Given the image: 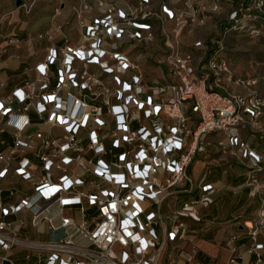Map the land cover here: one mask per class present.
I'll return each instance as SVG.
<instances>
[{"label": "built area", "instance_id": "1", "mask_svg": "<svg viewBox=\"0 0 264 264\" xmlns=\"http://www.w3.org/2000/svg\"><path fill=\"white\" fill-rule=\"evenodd\" d=\"M224 4L220 38L190 44V28ZM74 9L75 38H57L62 24L38 32L43 55L27 77L0 81V264H202L196 225L210 228L218 192L209 174L232 159L258 210L236 218L222 248L240 264L246 241L264 264V79L233 70L226 38L263 34L264 0ZM199 153L214 157L195 180ZM15 248L28 250L22 263Z\"/></svg>", "mask_w": 264, "mask_h": 264}, {"label": "rangeland", "instance_id": "2", "mask_svg": "<svg viewBox=\"0 0 264 264\" xmlns=\"http://www.w3.org/2000/svg\"><path fill=\"white\" fill-rule=\"evenodd\" d=\"M79 2L80 0H21L20 4H17L16 0H12L7 7L3 8V11H1L3 15L0 20L2 32L5 34H12V36H4L1 38L2 41H7V46L0 50V59L2 54L3 57H20L22 52L17 51L18 47L27 44L30 56L24 59L20 64H18V60L14 58L8 60V65H5L4 68L0 70V81L8 79V88H11L23 78L27 77L25 68L43 55L42 48L44 42L37 40L36 36L38 32H44L49 28H53L56 33L54 29V24L56 23L63 25L65 33L64 35L56 33L58 39L61 38V36H64L65 40L66 38H75L77 31L79 32L77 28L79 26V18L74 7H77ZM226 13L227 4H224V8L221 12L215 15L206 25L190 28V44L196 40H202L203 43L209 44V42L212 43L214 39L220 38L224 27L223 19ZM65 17L66 23H64ZM262 31L263 34L259 36L233 32L226 37L228 45L227 54L233 70L238 75L243 77L256 75L264 79V29ZM261 85L264 92V80ZM3 91L4 90L1 89L0 92ZM220 138V135L213 136V140L215 141ZM258 146L263 148L264 141L262 140ZM213 157L214 154H197L188 169L189 175L198 179L202 173L206 171L203 161L205 159L210 160ZM246 170L247 168L240 165L235 159L230 161L224 160L217 167H213V171L209 174V178L211 180L224 179V173L228 172V182L234 183L236 179L233 178L232 174L237 173L243 177L242 175H245ZM216 205L217 204H213L211 206L213 211L211 207L206 211L210 214V218H213L214 213H216V211H214V206ZM31 231L30 229L29 233ZM17 249L16 252H13L14 258L22 263V257L28 250ZM224 254L227 253L223 251L222 256ZM222 258L223 257H221V259ZM198 259L202 264H214V259L206 257L205 255H199Z\"/></svg>", "mask_w": 264, "mask_h": 264}, {"label": "crops", "instance_id": "3", "mask_svg": "<svg viewBox=\"0 0 264 264\" xmlns=\"http://www.w3.org/2000/svg\"><path fill=\"white\" fill-rule=\"evenodd\" d=\"M12 2V0H0V20L2 18L3 8L7 7ZM63 3V1H62ZM66 17L64 23L66 22ZM54 24V23H53ZM57 25L56 23L54 26ZM10 29V28H9ZM10 31V30H9ZM2 32V26L0 23V50L7 46V41H2L4 36H12V34H5ZM186 40L190 42V35L186 36ZM17 51L22 52L20 57L6 56L3 57V54L0 59V70L4 68L5 65H8V60L14 58L18 60L20 64L24 59L30 56L28 44L20 45ZM33 64V63H32ZM264 120V119H263ZM264 122V121H263ZM195 179V178H194ZM199 179V178H198ZM195 179V180H198ZM211 180V179H210ZM216 182L218 186V192L216 194V206H214V217L215 221H211L213 218H208L210 228H204L202 224H197L196 227L199 230L197 245L199 248L200 255H205L206 257H211L214 259V262L217 264H229V252L222 248V243L227 239L230 233L236 230L235 223L237 217L241 216L242 218H255L258 210V200L252 199L248 194V189L245 187L239 188L242 184L234 185L228 182L227 174L224 173V179L211 180ZM212 208V207H211ZM210 209V208H209ZM207 209V210H209ZM206 209L204 212L207 211ZM213 211V208H212ZM212 213V212H210ZM235 220L234 222H232ZM240 221V219H239ZM259 240L264 242V227L262 228ZM16 249H13L12 252H16ZM20 250V249H17ZM225 251L227 254L222 256V252ZM240 254L236 259L240 264H254L255 255L251 254L248 251L246 241L242 242V245L239 248ZM221 257H223L221 259Z\"/></svg>", "mask_w": 264, "mask_h": 264}, {"label": "trees", "instance_id": "4", "mask_svg": "<svg viewBox=\"0 0 264 264\" xmlns=\"http://www.w3.org/2000/svg\"><path fill=\"white\" fill-rule=\"evenodd\" d=\"M226 174H227V177L229 178V173L226 172ZM232 176L234 179H236V182H234V183L230 182V183H232L234 185L243 184L246 182V178H247L246 175H242L243 177H241L240 174L233 173ZM199 255H200V253H198V256Z\"/></svg>", "mask_w": 264, "mask_h": 264}, {"label": "water", "instance_id": "5", "mask_svg": "<svg viewBox=\"0 0 264 264\" xmlns=\"http://www.w3.org/2000/svg\"><path fill=\"white\" fill-rule=\"evenodd\" d=\"M20 1H21V0H16L17 4H20Z\"/></svg>", "mask_w": 264, "mask_h": 264}]
</instances>
